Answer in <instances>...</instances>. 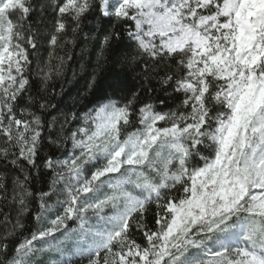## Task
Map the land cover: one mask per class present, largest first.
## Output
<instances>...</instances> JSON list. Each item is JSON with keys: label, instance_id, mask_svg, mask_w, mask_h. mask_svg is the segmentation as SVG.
<instances>
[{"label": "snow or ice", "instance_id": "snow-or-ice-1", "mask_svg": "<svg viewBox=\"0 0 264 264\" xmlns=\"http://www.w3.org/2000/svg\"><path fill=\"white\" fill-rule=\"evenodd\" d=\"M0 264H264V0H0Z\"/></svg>", "mask_w": 264, "mask_h": 264}, {"label": "trees", "instance_id": "trees-1", "mask_svg": "<svg viewBox=\"0 0 264 264\" xmlns=\"http://www.w3.org/2000/svg\"><path fill=\"white\" fill-rule=\"evenodd\" d=\"M38 2L48 3L50 2V0H38ZM94 61H95L94 53H90L88 57L82 61L85 65V70L83 72H80L79 76L69 85L67 90V95L64 97V101H67L69 96H75L79 91L82 90L83 85L85 84L87 77L91 72L92 67L94 66ZM74 67H76L77 71L79 72L78 65H74ZM125 80H126L125 86L132 90H135L136 88H140L143 85V81L140 79V74L138 72H133L131 70H128L127 73L125 74Z\"/></svg>", "mask_w": 264, "mask_h": 264}]
</instances>
